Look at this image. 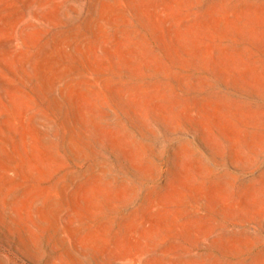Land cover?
<instances>
[{
	"label": "rangeland",
	"instance_id": "374dc122",
	"mask_svg": "<svg viewBox=\"0 0 264 264\" xmlns=\"http://www.w3.org/2000/svg\"><path fill=\"white\" fill-rule=\"evenodd\" d=\"M0 264H264V0H0Z\"/></svg>",
	"mask_w": 264,
	"mask_h": 264
}]
</instances>
